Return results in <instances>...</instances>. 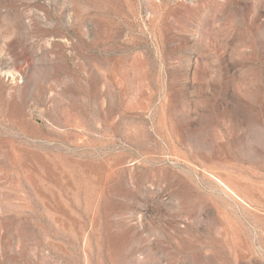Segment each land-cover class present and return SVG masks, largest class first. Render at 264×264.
<instances>
[{
  "label": "rangeland",
  "instance_id": "374dc122",
  "mask_svg": "<svg viewBox=\"0 0 264 264\" xmlns=\"http://www.w3.org/2000/svg\"><path fill=\"white\" fill-rule=\"evenodd\" d=\"M0 264H264V0H0Z\"/></svg>",
  "mask_w": 264,
  "mask_h": 264
}]
</instances>
